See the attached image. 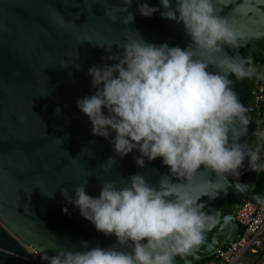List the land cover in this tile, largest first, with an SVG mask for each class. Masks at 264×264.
Returning a JSON list of instances; mask_svg holds the SVG:
<instances>
[{"label": "water", "instance_id": "water-1", "mask_svg": "<svg viewBox=\"0 0 264 264\" xmlns=\"http://www.w3.org/2000/svg\"><path fill=\"white\" fill-rule=\"evenodd\" d=\"M141 2L133 0L129 12L134 22L124 25L121 21L128 13H117L113 23L103 9L123 7V0H0V264H36L28 259L26 246L49 256L65 247L119 248L115 236L98 232L78 208L66 203L62 189L74 197L75 188L87 183V193L98 197L103 182L123 186L133 174L144 176L150 186H158L165 176L173 183H188L170 176L161 158L146 159L139 167L136 150L123 159L116 156L109 139L93 135L91 122L77 107L78 99L96 91L88 69L113 64L108 57L122 52L117 45L142 39L183 49L191 42L182 24L162 18L160 0H147L159 9L151 17L139 13ZM213 5L240 34L244 47L239 54L252 58L251 79L229 78L251 116L240 141L254 147L253 133L260 130L257 89L264 60V0H213ZM227 51L236 54L235 49ZM109 157L117 164L105 171ZM239 171V180L228 175L226 186L219 181L225 189L217 190L215 198L200 197L203 211L214 214V225L187 257L190 264L212 257L231 239L236 213L253 196L262 173L261 168L249 170L247 160ZM206 181L215 183L218 177L201 166L187 190L200 195L209 190ZM236 183L248 187L239 191ZM175 264L184 260L177 256Z\"/></svg>", "mask_w": 264, "mask_h": 264}, {"label": "clouds", "instance_id": "clouds-1", "mask_svg": "<svg viewBox=\"0 0 264 264\" xmlns=\"http://www.w3.org/2000/svg\"><path fill=\"white\" fill-rule=\"evenodd\" d=\"M132 3L123 0V7H102L113 23L117 13H128L121 22L129 25L135 19L129 12ZM160 3L162 18L182 24L189 45L182 49L142 39L117 45L122 52L108 57L113 64L88 69L96 91L78 99L77 107L91 122L93 135L109 139L121 159L136 150L139 167L145 166L146 159L161 158L170 176L181 181L189 183L203 166L216 174L218 182L206 181L209 190L197 196L187 190L188 183H173L165 176L158 186H150L140 174L131 175L123 186L103 182L98 197L87 193V183L75 188L74 197L62 189L66 203L78 208L98 232L115 236L119 248L65 247L52 256L36 251L47 264H175L177 256L190 264L187 257L214 225V214L203 211L200 197L215 198L217 190L228 184V175L239 180L245 160L251 171L264 167L259 144L264 131L253 133L254 147L240 141L247 135L251 116L229 77L243 81L255 72L252 58L239 54L244 47L240 34L216 14L213 0H175V7L173 0ZM138 11L151 17L159 9L142 0ZM227 49H235L236 54L229 55ZM116 164L109 157L105 171ZM220 180L224 187L219 186ZM235 187L242 191L248 186L236 183ZM63 211L67 213V207ZM83 246L87 248V242Z\"/></svg>", "mask_w": 264, "mask_h": 264}, {"label": "built area", "instance_id": "built-area-1", "mask_svg": "<svg viewBox=\"0 0 264 264\" xmlns=\"http://www.w3.org/2000/svg\"><path fill=\"white\" fill-rule=\"evenodd\" d=\"M259 127L264 131V79L257 89ZM261 162H264V140H261ZM264 170V167H261ZM30 259L36 264H47L39 255L37 249L26 246ZM253 257V264H264V201L247 199L239 207L235 228L231 239L217 251L212 259L200 264H246Z\"/></svg>", "mask_w": 264, "mask_h": 264}, {"label": "trees", "instance_id": "trees-1", "mask_svg": "<svg viewBox=\"0 0 264 264\" xmlns=\"http://www.w3.org/2000/svg\"><path fill=\"white\" fill-rule=\"evenodd\" d=\"M263 79H264V60H263V63H262L261 69H260V83L263 82ZM252 200L261 201V202L264 201V170H262L261 178H260V181L258 183L256 190L253 193ZM210 259H212V257L205 258V259L201 260L200 262H197L196 264L206 262Z\"/></svg>", "mask_w": 264, "mask_h": 264}, {"label": "rangeland", "instance_id": "rangeland-1", "mask_svg": "<svg viewBox=\"0 0 264 264\" xmlns=\"http://www.w3.org/2000/svg\"><path fill=\"white\" fill-rule=\"evenodd\" d=\"M254 258L253 257H249L246 261V264H253Z\"/></svg>", "mask_w": 264, "mask_h": 264}]
</instances>
